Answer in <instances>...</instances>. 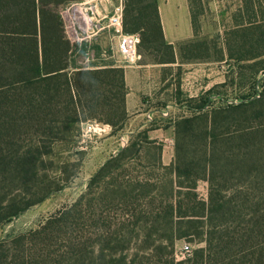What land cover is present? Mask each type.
<instances>
[{"label":"trees","instance_id":"1","mask_svg":"<svg viewBox=\"0 0 264 264\" xmlns=\"http://www.w3.org/2000/svg\"><path fill=\"white\" fill-rule=\"evenodd\" d=\"M71 1L76 0H0V226L45 202L65 186L47 182L48 175L42 174L46 172V158L53 152V145L78 143L83 121L109 124L116 133L128 119L124 69L70 70L71 45L57 9ZM259 4L264 5V0L260 3L247 0L244 14L236 15L235 28H230L235 31L230 33L231 37H241V45L252 47L253 52L247 51L248 57L242 54L248 61L264 58V50L258 49L264 45L261 31L264 16H258ZM125 6L123 31L140 36L138 51L157 60H174V50L164 38L157 0H127ZM195 18L192 17V22L197 32ZM236 31H243L242 35H235ZM206 52L207 44L198 42L192 44L188 54L199 60L205 59ZM261 97L209 112L204 111L207 101L202 100L197 114L176 122V156L168 166L162 162V145L149 140L147 131L139 133L127 148L99 169L86 193L74 204L50 217L39 229L12 241L27 244L23 264H46L45 260L53 264H100V258L105 264H113L115 260H106L101 242L105 236L110 238L116 232L118 235L120 227L126 228L130 219H136L133 226L143 219L145 223L151 222L147 236L170 245L187 238L205 242L206 247L196 250L193 258L178 264H210L213 238L221 228L209 220L223 208L225 198L215 195L218 185L215 162L224 163L231 176L242 170L240 159L231 157L241 154L244 159L251 150L232 147L234 139L229 137L231 130L264 117V94ZM146 147L155 149L158 157L140 166L153 173L133 177L123 170L119 185L123 192L121 196L114 195L110 190L114 184L109 181L112 170L122 169L135 157L140 161ZM201 181L210 184L207 202L197 193ZM223 182L222 188L227 187V179ZM163 189L168 193L163 195ZM139 198L143 199L145 209L134 207ZM116 201L124 206L122 216L128 221L112 219V205ZM83 213L87 220L83 219ZM87 221V229L92 230L89 238L81 226ZM160 221L164 223L155 227ZM100 228L101 235L97 234ZM141 228L133 230L137 238ZM163 230L164 233L157 234ZM58 243L61 249L57 251L54 245ZM40 244L46 255L42 249L38 256L29 252ZM120 261L127 264L125 259ZM167 264H175L174 259Z\"/></svg>","mask_w":264,"mask_h":264},{"label":"rangeland","instance_id":"2","mask_svg":"<svg viewBox=\"0 0 264 264\" xmlns=\"http://www.w3.org/2000/svg\"><path fill=\"white\" fill-rule=\"evenodd\" d=\"M191 4L192 15L196 17L198 31H205L207 34H211L210 37L217 36L216 31H230V28L234 25V20L230 19L231 15L236 13L240 7V3H221L220 0H191ZM258 7V16L263 17L264 5L259 4ZM175 21L176 19L173 17L168 22L173 23ZM242 32H237L235 35L240 36ZM256 47L257 45L254 46V51H256ZM226 48L227 53L232 55L227 62L222 64L227 71L225 74L227 84L223 87H216L214 99L210 103L212 109L209 111L248 103L264 94V58L251 61L244 60L243 55L248 57L250 52L247 51H252L250 45L244 47L241 44L234 43L229 44ZM258 49L263 52L264 45ZM214 50L217 57L220 52L217 50V45H215ZM261 99H263V96ZM88 121L96 120H86L82 123ZM82 123L80 124L78 143L53 145V152L46 158V172L42 174L46 173L48 175L47 182L64 184L63 189L53 193L45 202L30 208L11 222L0 226V242L2 243V246H0V264H23V258L27 256V244L25 246V242L14 243L12 241L39 229L50 217L65 207L74 204L81 195L86 193L93 176L110 159L106 153H104V156L101 155L102 149L99 146L103 139L113 131L112 126L110 125L112 130L109 134L83 141L81 137ZM241 135L245 136L238 138ZM229 138L234 139L231 142L232 147H241L244 151L251 150V153L244 156L245 160L241 154L239 157L236 154L232 155L231 158L240 159L243 165L242 170L232 176L224 163L215 162L217 164L215 172L218 177L215 195L219 199L221 196L225 198L223 208L213 213L212 220H209L213 225L221 228L213 238L209 261L210 264H264V117L261 120L248 121L241 125L239 129L231 130ZM175 148L176 136H174L173 142L165 143V159L171 161V163L175 160ZM194 149L192 148V151ZM157 154L155 149L146 147L143 150V155L140 156V161H137V157H135L136 161H127L122 169H113L109 180L114 184L110 188L111 192L114 195L119 194L121 196L123 189L120 190L119 185L123 179L121 175L125 172L123 170H127L126 173L133 177L138 174L142 176L143 172L146 174L153 173L152 170L143 169L140 165L154 162L158 157ZM244 162H246V166ZM154 173L163 174L164 172L154 171ZM219 177H222V179ZM224 179H227L228 186L222 188ZM221 188L223 192L220 190ZM142 191L144 192V189ZM161 192L165 195L168 190L163 189ZM197 193L202 200L209 201V182L201 181L198 184ZM138 202L134 204V207L145 209L146 205L143 199L139 198ZM120 204L116 201L112 205L111 216L114 222L124 221L125 219L128 221L127 218L124 219L122 216L124 206ZM82 216L83 219H88L85 213ZM135 220L130 219L126 228L121 229L120 227L118 235L116 232L110 238L106 236L103 238L102 248L106 249L103 250H105L104 255H107L106 260L108 262L111 258L115 260L113 264H123L120 261L121 259H125L127 264H167L173 258L174 263L178 264L187 262L194 257L196 250L206 247L205 242L192 241L191 238L175 241L173 245H170L169 242H162L158 238H150L146 233L148 227H152L151 222L145 223L143 219V222L133 226L132 223ZM101 221H103V218ZM163 223L164 221H160L155 227H160ZM86 224H88V221L84 225L81 224L83 226L82 231L89 238L92 237L90 234L92 230L87 229ZM137 226H143L139 230L140 237L138 238L136 234H133V230L136 231ZM162 233H164V230L157 234ZM97 234H102L101 228ZM186 246H189V252H185ZM54 248L57 251L61 249V243L54 245ZM41 249L43 254L46 255L45 247L41 244L33 248V251L29 250V252L38 256V254L41 255ZM53 259L57 260L56 257ZM60 259L58 258V261ZM44 262L53 264L46 260ZM98 262L105 264L101 258ZM59 264L65 263L60 262ZM109 264L111 263L109 262Z\"/></svg>","mask_w":264,"mask_h":264},{"label":"crops","instance_id":"3","mask_svg":"<svg viewBox=\"0 0 264 264\" xmlns=\"http://www.w3.org/2000/svg\"><path fill=\"white\" fill-rule=\"evenodd\" d=\"M101 1L102 7L98 6V12L103 16L111 13L118 3L117 0ZM262 1L253 0L255 3ZM157 2L164 38L166 44L174 50V60L161 61L152 55L139 52L141 59L135 64H130L118 51V34L114 29L107 28L94 41L71 46L70 70L75 72L121 68L125 71L128 119L122 130L116 133L112 131L100 143L102 156L104 153L109 155V158L116 156L122 149L127 148L139 133L147 131L149 140L162 145V162L168 166L171 161L165 159V143L173 142L176 122L197 114V107L202 100L207 101L204 111L209 112L212 109L210 103L214 99L216 87L227 84V71L222 65L230 58L226 46L229 42L240 44L241 37L232 38L230 33L233 31H216L215 37H210L211 34L205 31H194L190 0ZM220 2L240 3L238 11L231 15L230 19L233 21L236 15L244 14V3L247 0ZM173 17L176 21L168 22ZM232 27L235 28L234 25ZM198 42L207 44L206 59L202 61L188 54L192 44ZM215 45L220 51L217 57L214 54Z\"/></svg>","mask_w":264,"mask_h":264},{"label":"built area","instance_id":"4","mask_svg":"<svg viewBox=\"0 0 264 264\" xmlns=\"http://www.w3.org/2000/svg\"><path fill=\"white\" fill-rule=\"evenodd\" d=\"M113 11L106 16L98 12L102 7L101 0H85L84 2L68 3L59 9L63 21L64 33L71 46L97 39L107 28L114 29L118 34V51L130 64L141 59L138 51L140 36L126 34L123 31L124 10L127 0H117ZM112 130L110 125L98 121H88L81 125L83 141L92 140L107 135ZM189 252V246L185 247Z\"/></svg>","mask_w":264,"mask_h":264}]
</instances>
